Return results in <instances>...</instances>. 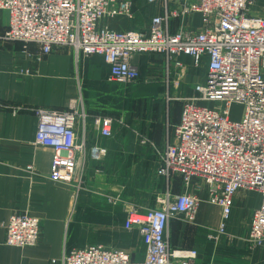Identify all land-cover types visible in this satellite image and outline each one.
Returning a JSON list of instances; mask_svg holds the SVG:
<instances>
[{"label": "built area", "instance_id": "1", "mask_svg": "<svg viewBox=\"0 0 264 264\" xmlns=\"http://www.w3.org/2000/svg\"><path fill=\"white\" fill-rule=\"evenodd\" d=\"M135 0H0V10L9 13V27L3 38L24 44L35 43L42 54L55 47L70 46L77 56L103 57L109 65L108 80L131 85L140 71L138 55L164 57L173 68L179 85L187 72L180 60L188 56L195 69L206 68L203 83L194 86V95L179 97L180 121L172 141L160 157L157 174L171 181L179 178L189 187L202 180L208 202L221 210L215 241L227 235L234 197L242 189L257 192L260 207L249 221V240L264 246V17L251 14L255 0H146L155 14L145 29H113L109 21L132 20ZM202 16L198 31L184 23L192 15ZM212 103V106L201 103ZM72 101L68 110L35 111L38 129L35 143L54 150L50 179L71 186V214L83 189L87 153L78 144L76 123L85 116ZM244 107L243 117L231 118V107ZM19 109H14L17 113ZM113 117H97L94 125L101 137L113 136ZM143 144L149 140L142 139ZM108 150L93 146L89 158L103 161ZM81 157L83 159L81 163ZM31 170V167H29ZM199 180V181H200ZM199 195L170 192L160 195L158 207L141 212L127 211L125 229L138 230L147 248L145 261L135 263L122 250L104 244H89L65 254L62 264H192L195 250H172L166 231L172 216L193 219L202 202ZM117 204L120 198L108 197ZM11 247H35L41 239V221L22 212L13 214L5 225Z\"/></svg>", "mask_w": 264, "mask_h": 264}, {"label": "crops", "instance_id": "2", "mask_svg": "<svg viewBox=\"0 0 264 264\" xmlns=\"http://www.w3.org/2000/svg\"><path fill=\"white\" fill-rule=\"evenodd\" d=\"M138 2H134V11ZM147 6L151 19L155 8ZM251 14L264 17V0H255ZM199 17L202 19L200 14L192 15L180 24L198 31L202 28V24L197 26L195 22ZM119 19L109 21L113 29L134 30L128 28L127 20ZM150 19L143 20L140 29L147 28ZM8 27L9 13L0 10V264H62L65 254L89 244L122 250L133 262L142 263L147 248L138 230L125 229L127 211L137 207L145 212L159 206L160 195L187 191L199 195L203 201L193 219L183 214L171 217L166 239L172 250L197 251L192 264H264V246L255 247L249 240V221L261 204L257 192L242 189L236 193L227 235L215 241L209 235L217 233L221 210L208 202L207 185L195 180L187 187L179 178L167 181L157 174L160 157L173 139L181 112L169 115L162 101L138 117H130L122 109L111 112L118 100L114 94L116 83L108 80L110 69L103 57L77 56L70 46L55 47L45 55L35 43L5 40L3 35ZM180 60L188 68L179 83L181 96L191 97L195 94L194 86L205 81L207 69H196L197 73L192 71L195 68L188 56ZM134 64L140 76L141 71L151 66L158 71L166 68L170 78L176 77L162 56L138 55ZM179 89L175 86L172 94L178 95ZM72 101H78V109L85 113L76 123V134L78 144L87 153L83 177L88 187L79 192L71 214V186L50 179L54 150L35 143L38 129L35 111H66ZM14 109L19 111L14 113ZM102 116L120 121L114 124L110 138L101 137L94 125L95 118ZM142 139L149 143L143 144ZM97 145L108 150L107 157L100 162L89 158L91 148ZM139 163L151 170L145 196L135 193V177L124 178ZM120 187L125 190L117 193ZM101 192L118 197L121 202L111 204L99 197ZM22 212L41 221V239L35 247L18 248L5 243L6 223L13 214Z\"/></svg>", "mask_w": 264, "mask_h": 264}, {"label": "rangeland", "instance_id": "3", "mask_svg": "<svg viewBox=\"0 0 264 264\" xmlns=\"http://www.w3.org/2000/svg\"><path fill=\"white\" fill-rule=\"evenodd\" d=\"M137 1L138 0H135V2ZM147 7L148 6L145 4L144 0H139L138 8L135 11L134 18L132 20L126 21V23L129 24L128 28L140 29V27L143 26L140 25L143 23V20L148 22L150 18H148ZM119 20H123V19L121 18ZM195 22L197 26H201L202 19H200L199 17V19H196ZM156 61H158L157 58ZM165 69L164 70L161 69L158 71L154 68H151L150 66L148 68H145L143 71H141V76L135 83L131 85H122L116 83L114 85V94L116 95V97H118V100L116 101L117 105L114 104L111 107L110 111L114 113H118L119 110L122 109L125 114H128L129 112L130 117L132 116L138 117L145 115L146 112L148 111V107H150L154 103L156 104L162 101L164 108L168 107L167 112L169 115L171 113H180L181 102L179 100V97H183V95L181 96L182 86L176 85L177 87H180V89L178 91V95L174 96L172 94V89L175 87L174 84L175 79L170 78V76H168V74L165 72L166 71ZM192 71L198 73V70L196 69H192ZM201 104L206 106H212V103L209 102L201 103ZM230 113H231V118L235 121H238L243 117L244 107L240 104H234L231 107ZM129 177L131 179L135 177V180L133 182V185L137 187L134 190L135 193L142 194L143 196H145L147 192L144 191V188H147L150 185V181L152 177L151 170H149V168L146 167L145 164L139 163L137 164L134 171L131 169L129 174L126 175L124 178L127 179ZM87 187H88V182L84 178V184L82 190H87ZM119 190L120 191L119 192L117 191V193L124 192L125 188L122 189L120 187ZM107 194L109 193L101 192L99 197L107 201L109 197ZM134 208L141 211V209L137 207ZM149 209H154V208H147L146 210Z\"/></svg>", "mask_w": 264, "mask_h": 264}, {"label": "trees", "instance_id": "4", "mask_svg": "<svg viewBox=\"0 0 264 264\" xmlns=\"http://www.w3.org/2000/svg\"><path fill=\"white\" fill-rule=\"evenodd\" d=\"M139 78H140V76H139ZM139 78H138V79H139ZM122 85H123V84H122ZM180 112H181V110H180Z\"/></svg>", "mask_w": 264, "mask_h": 264}]
</instances>
